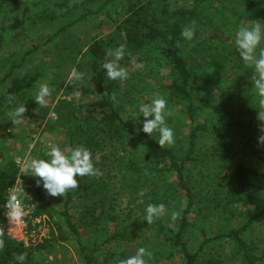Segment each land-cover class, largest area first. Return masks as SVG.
<instances>
[{
	"label": "rangeland",
	"instance_id": "obj_1",
	"mask_svg": "<svg viewBox=\"0 0 264 264\" xmlns=\"http://www.w3.org/2000/svg\"><path fill=\"white\" fill-rule=\"evenodd\" d=\"M140 2L148 4L146 14L161 21L160 27L178 22L182 15L187 22L184 27L192 26L197 33L191 41L181 36L177 41L179 47L175 46L193 68L194 91L203 107V114L198 117L196 160L186 166L194 202L185 245L190 252L197 253L200 264L212 259L223 264H242L231 243L202 242L239 228L252 214V208L226 202L228 188L221 178L226 173L227 160L233 164L243 159L264 173V164L248 158L249 149L245 147L248 139L264 137V121L258 119L264 106L253 83L258 73L244 62L238 66L235 45L238 27L242 23L250 25L242 21L246 6L241 0ZM126 5L124 1L109 0H14L0 15V27H4L0 94L12 80L37 75L28 91L30 106L25 107L43 117L38 122L24 116L20 124H13L10 113L15 108L4 102L0 105V170L7 162L15 165V184L23 200L34 208L44 201L51 209L62 212L67 194L50 196L42 182L37 186L38 178L24 173V163L32 158L50 160L52 146L69 154L71 134L87 116L89 104L99 97L101 87L122 117L136 124H143L144 120L142 115L138 116V106L162 96L159 85L168 79L162 57L156 51L130 48L118 31L126 16ZM96 42L103 44L105 53L120 44L126 45L120 64L129 72L127 80L107 78L106 69L102 68L105 55L94 58L90 53L89 47ZM260 47L264 48V40ZM241 68H247L250 74ZM73 69L83 74L81 79L72 75ZM42 83L51 87L52 94L44 106H39L34 97ZM14 102L17 107L24 104L17 98ZM175 106L167 107V124L179 112ZM217 129L230 148L225 159L212 154ZM188 134L187 127L183 135L187 138ZM95 142L93 164L102 175L90 176L89 183L79 181V188L70 191L68 215L72 229L43 214L49 226L48 238L44 247L33 250L31 264H87V259L91 264H119L140 247L153 253L148 264H184L179 251L169 248L167 243L169 232L176 230L171 219L173 210L167 209V215L150 225L145 220L146 206L162 204L164 191L175 184L174 175L157 171L149 152L131 140L99 133ZM250 180L257 185L256 193L264 196V176L252 175ZM37 191L42 201L35 198ZM141 192L143 196L139 195ZM180 196L185 198L183 191ZM141 199L144 203H137ZM185 203L181 201L176 208L182 210ZM244 238L260 257L258 264H264V218L254 221Z\"/></svg>",
	"mask_w": 264,
	"mask_h": 264
},
{
	"label": "trees",
	"instance_id": "obj_2",
	"mask_svg": "<svg viewBox=\"0 0 264 264\" xmlns=\"http://www.w3.org/2000/svg\"><path fill=\"white\" fill-rule=\"evenodd\" d=\"M110 2H126L125 18L119 24L118 31L123 35L124 42L132 49H144L147 52L156 51L162 57L166 68L168 70V79L159 85L162 92V97L167 100V107L177 105L178 111L176 118L168 119L167 124L173 129L175 144L173 146H165L160 148L158 144L159 134L154 132L151 137L142 131L143 124H136L130 120L122 117L118 108H116L110 101L109 96L101 87L102 76L99 73L100 95L89 104V110L85 119L78 124V129L71 134L70 137V151L72 148L83 145L92 152V159L97 153V142L95 137L99 133H105L113 139L131 140L144 150L149 152L150 158L154 163L157 171L162 174L174 175L175 184L166 191L162 196V204L166 208L173 211L180 212V218L175 220L176 230L170 231L167 243L169 248L176 249L181 255V262L184 264H200V259L197 253L190 252L184 242V238L189 227V214L192 211L194 202V195L190 187L189 179L187 178L186 166L196 160V139L200 131L198 117L203 114V107L200 106L199 97L195 94L193 87V68L189 66L187 60L179 55L176 50V42L181 39V31L184 24L187 23L179 16L178 22L160 27L161 21L154 17H149L146 14L148 4L140 2V0H109ZM244 2L246 9L242 15V21L251 24L253 20L264 22V3L256 2L254 0H241ZM14 0H0V15L4 12L5 6L12 4ZM163 14L165 9L161 11ZM185 17V15H183ZM190 19V18H189ZM12 27V25H10ZM3 28L0 27V48L4 41ZM197 33H195L196 35ZM90 53L94 58H101L105 55V49L100 42L94 43L89 47ZM239 65L244 62L238 54ZM239 68V67H238ZM244 69V70H243ZM242 72L247 75L250 71L247 68H241ZM37 80V75L33 74L22 79H14L9 86L0 94V105L4 104L17 107L14 98L22 100L24 104L29 105V89ZM11 97V100L9 99ZM30 106V105H29ZM31 108V107H30ZM30 117L32 121H42L43 117L36 116L34 109H27L24 114ZM40 124V123H39ZM188 127V137L184 134V129ZM216 138L212 152L214 157L225 159L230 151L228 144L221 140L219 130L215 133ZM255 143L256 145H254ZM246 148V156L250 159H257L264 164V140L248 139ZM209 157V156H206ZM217 157V158H218ZM226 173L221 178L225 186L226 202L232 205L252 208V214L247 219L244 225L239 228L229 231L226 234L218 235L211 239H204L202 245H207L215 240H223L231 243L235 252L240 254V261L242 264H258L260 257L254 252L250 244L245 240L244 233L254 221L264 218V196L256 193L257 185L251 182L250 176L258 175L264 176L258 167L254 164L245 162L243 159L237 163H230L228 160L225 164ZM18 170L12 162L4 164L0 170V213L1 206L4 204V195L8 187L15 183ZM90 176L76 177L82 183H89ZM180 191L184 193L185 198L180 196ZM166 192V193H165ZM35 198L42 199L39 191L35 192ZM71 192L67 193V199L64 204L62 212H57L43 203L34 208L35 215L48 214L57 224H64L72 229L71 219L68 211L71 203ZM185 200V205L182 210L177 209L176 206L181 201ZM1 223V215H0ZM5 241V247L0 250V264H31L33 249L23 248L21 244L9 240L4 234L2 237ZM44 247L43 244L39 245ZM203 247V246H202ZM27 253V258L24 260L14 259V254ZM87 264L91 262L87 259ZM207 264H223L214 259L208 260Z\"/></svg>",
	"mask_w": 264,
	"mask_h": 264
},
{
	"label": "clouds",
	"instance_id": "obj_3",
	"mask_svg": "<svg viewBox=\"0 0 264 264\" xmlns=\"http://www.w3.org/2000/svg\"><path fill=\"white\" fill-rule=\"evenodd\" d=\"M181 36L186 41H191L195 37V28L185 26L181 31ZM264 40V22L253 20L250 25L241 24L235 33V45L241 59L248 66L254 67L258 73V78H254L253 83L260 97V103L264 106V48H261V41ZM176 47H179L177 42ZM259 50V51H258ZM126 55V45L120 44L114 49H109L105 53V62L102 65L106 69V75L109 80H127L129 72L122 67L120 61ZM72 75L76 79H81L83 74L73 69ZM52 94V89L47 83H42L34 97L39 106H44ZM115 94L112 99L115 100ZM11 100V97L9 98ZM27 108L25 104L16 107L11 113L13 124H20L25 116ZM138 116L142 115V131L149 137L154 132L159 134L158 144L160 148L173 146L175 137L173 129L167 125L166 117L167 100L162 96L153 98L150 103H141L138 106ZM258 119L264 121V111L258 113ZM264 130V129H262ZM264 140V137L260 138ZM51 159L32 158L24 163V173L37 179V186L41 185L52 197H64L69 191L79 188V182L76 177L92 176L99 178L102 175L100 169L93 164L92 152L83 145H78L71 149L69 154H65L58 146H52L49 153ZM143 196V192L139 194ZM137 203H144L138 200ZM145 220L150 225L157 219L168 214L165 205L148 204L146 206ZM179 211H172L171 219L178 220ZM3 236V230L0 229V237ZM5 247V241L0 238V250ZM153 253L145 247H140L134 255L126 259H121L119 264H148L152 259ZM27 253L14 254V259L24 260Z\"/></svg>",
	"mask_w": 264,
	"mask_h": 264
},
{
	"label": "built area",
	"instance_id": "obj_4",
	"mask_svg": "<svg viewBox=\"0 0 264 264\" xmlns=\"http://www.w3.org/2000/svg\"><path fill=\"white\" fill-rule=\"evenodd\" d=\"M22 192L14 183L8 187L1 206L0 229L11 241L23 248L35 250L48 238L49 226L46 217L34 214V206L25 202Z\"/></svg>",
	"mask_w": 264,
	"mask_h": 264
}]
</instances>
